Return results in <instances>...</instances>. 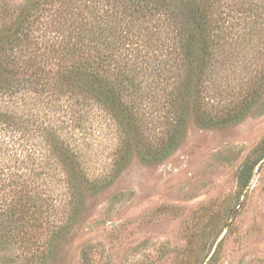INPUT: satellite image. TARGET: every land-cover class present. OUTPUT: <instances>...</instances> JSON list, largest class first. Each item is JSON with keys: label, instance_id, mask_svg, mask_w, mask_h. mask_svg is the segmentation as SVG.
I'll list each match as a JSON object with an SVG mask.
<instances>
[{"label": "trees", "instance_id": "16d2710c", "mask_svg": "<svg viewBox=\"0 0 264 264\" xmlns=\"http://www.w3.org/2000/svg\"><path fill=\"white\" fill-rule=\"evenodd\" d=\"M2 66L0 104L43 97L31 121L0 109V241L7 232L36 259L109 185L82 161L95 125L116 135L121 171L133 158L165 160L190 121L210 129L250 114L264 91V0H0ZM256 152L238 173L241 190L264 141Z\"/></svg>", "mask_w": 264, "mask_h": 264}, {"label": "rangeland", "instance_id": "374dc122", "mask_svg": "<svg viewBox=\"0 0 264 264\" xmlns=\"http://www.w3.org/2000/svg\"><path fill=\"white\" fill-rule=\"evenodd\" d=\"M22 96L0 109L30 121L43 113V97ZM101 123L81 156L88 173L109 185L86 198L77 223L39 258L25 255L33 247L15 244L6 232L0 264H206L216 249V264H264V158L245 189L237 179L264 141V91L239 122L203 129L190 121L176 150L152 165L133 158L116 171L110 156L116 135ZM8 165L0 169V219L7 213Z\"/></svg>", "mask_w": 264, "mask_h": 264}]
</instances>
